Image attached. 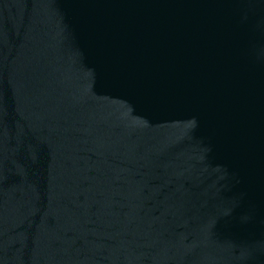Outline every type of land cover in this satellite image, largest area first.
I'll return each mask as SVG.
<instances>
[{
  "label": "water",
  "instance_id": "95a60500",
  "mask_svg": "<svg viewBox=\"0 0 264 264\" xmlns=\"http://www.w3.org/2000/svg\"><path fill=\"white\" fill-rule=\"evenodd\" d=\"M0 264H264V0H0Z\"/></svg>",
  "mask_w": 264,
  "mask_h": 264
}]
</instances>
